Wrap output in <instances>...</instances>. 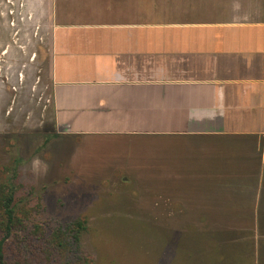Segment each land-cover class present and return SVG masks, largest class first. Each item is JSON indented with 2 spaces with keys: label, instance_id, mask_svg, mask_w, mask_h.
<instances>
[{
  "label": "crops",
  "instance_id": "obj_1",
  "mask_svg": "<svg viewBox=\"0 0 264 264\" xmlns=\"http://www.w3.org/2000/svg\"><path fill=\"white\" fill-rule=\"evenodd\" d=\"M32 1L38 26L19 42V79L46 65L57 134L86 146L204 143L213 185L219 149L251 161L260 178L247 183L261 187L264 0Z\"/></svg>",
  "mask_w": 264,
  "mask_h": 264
},
{
  "label": "rangeland",
  "instance_id": "obj_2",
  "mask_svg": "<svg viewBox=\"0 0 264 264\" xmlns=\"http://www.w3.org/2000/svg\"><path fill=\"white\" fill-rule=\"evenodd\" d=\"M39 9L32 0H0V180L19 169L24 222L49 230L86 218L82 246L95 264H264V183L249 185L260 177L247 174L257 169L240 154L217 149L210 157L213 185L204 143L86 146L81 137L56 136L46 65L34 64L19 79V42L35 38ZM171 196L182 200L165 199ZM27 234L20 230V247ZM17 240L8 248L10 264Z\"/></svg>",
  "mask_w": 264,
  "mask_h": 264
},
{
  "label": "trees",
  "instance_id": "obj_3",
  "mask_svg": "<svg viewBox=\"0 0 264 264\" xmlns=\"http://www.w3.org/2000/svg\"><path fill=\"white\" fill-rule=\"evenodd\" d=\"M11 171V175L0 180V264H10L8 248L14 237L18 239L15 264H95V258L82 246L86 218L58 224L49 230L37 223L29 227L24 222L16 202L15 181L20 171L18 168ZM22 229L28 230V238L20 247Z\"/></svg>",
  "mask_w": 264,
  "mask_h": 264
}]
</instances>
